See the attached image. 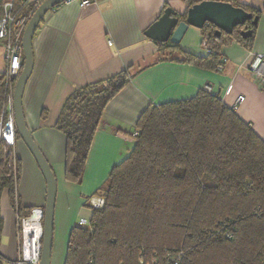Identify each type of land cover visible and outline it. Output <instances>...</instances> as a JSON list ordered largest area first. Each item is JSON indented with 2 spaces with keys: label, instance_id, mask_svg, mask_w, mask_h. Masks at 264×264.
Returning <instances> with one entry per match:
<instances>
[{
  "label": "trees",
  "instance_id": "trees-1",
  "mask_svg": "<svg viewBox=\"0 0 264 264\" xmlns=\"http://www.w3.org/2000/svg\"><path fill=\"white\" fill-rule=\"evenodd\" d=\"M42 1L15 4L33 15ZM201 1L186 2L191 7ZM230 2L260 15L238 0ZM256 28L250 21L219 36L216 26L206 24L201 30L213 53L201 57L179 45L159 44V61L218 71L222 47L232 41L250 47ZM249 29L253 35L244 39L241 33ZM133 68L83 87L67 100L56 129L67 139L68 181L82 183L103 112L131 81ZM7 92L6 75H0V109ZM136 133L131 154L114 166L96 194L105 202L91 208V227L72 229L65 264H139L143 254L159 259L178 252L184 254L181 264H264V140L254 129L219 96L201 89L191 99L149 107ZM11 151L0 154V244L2 194L7 189L16 207L21 176Z\"/></svg>",
  "mask_w": 264,
  "mask_h": 264
},
{
  "label": "crops",
  "instance_id": "crops-1",
  "mask_svg": "<svg viewBox=\"0 0 264 264\" xmlns=\"http://www.w3.org/2000/svg\"><path fill=\"white\" fill-rule=\"evenodd\" d=\"M6 1L0 0V6ZM186 1L98 0L83 9L80 0H72L49 11L41 22L34 37V70L23 104L27 125L58 183L52 264H65L72 229L81 225V219L92 217L90 198L96 196L114 166L131 154L137 123L149 107L191 99L205 89L219 96L264 140V85L250 70L256 55H264V0H238L260 12L254 41L250 47L237 41L223 46V66L218 71L159 61L160 43L145 36L167 7L185 13L189 8ZM204 39L201 29L190 27L180 49L206 57ZM131 67L133 78L103 112L82 183L68 181L67 139L56 129L67 100L79 89ZM6 71L5 50L0 44V75ZM240 97L244 100L237 104ZM13 152L20 161L21 176L16 207L7 189L1 198L0 264H18L20 220L30 210L44 208L47 197L44 176L23 141L16 143Z\"/></svg>",
  "mask_w": 264,
  "mask_h": 264
},
{
  "label": "water",
  "instance_id": "water-1",
  "mask_svg": "<svg viewBox=\"0 0 264 264\" xmlns=\"http://www.w3.org/2000/svg\"><path fill=\"white\" fill-rule=\"evenodd\" d=\"M69 1L72 0H43L32 15L23 34L24 63L22 71L16 79L14 90L17 134L34 157L47 184L40 264H52L58 183L50 163L27 125L23 98L26 85L34 70L33 42L36 32L49 11ZM250 21L253 26H258L259 16L254 17L252 13L247 12L242 7L234 6L229 1L203 0L189 7L185 13L167 7L162 15L145 31V36L160 44L180 45L190 27L203 29L206 24H212L217 27L216 35L220 36L222 32L232 34L235 28L244 26ZM252 35V29L243 30L241 33L244 39L250 38Z\"/></svg>",
  "mask_w": 264,
  "mask_h": 264
},
{
  "label": "built area",
  "instance_id": "built-area-1",
  "mask_svg": "<svg viewBox=\"0 0 264 264\" xmlns=\"http://www.w3.org/2000/svg\"><path fill=\"white\" fill-rule=\"evenodd\" d=\"M98 0H80V7L85 9ZM41 4V3H40ZM32 15H27L18 9L15 0H8L3 3L2 15L0 16V44L5 50V60L7 63L6 78L8 82V92L3 107L0 109V152L11 148L13 156L14 169H16V157L13 152L17 143V129L15 124L14 111V90L16 79L20 75L24 63L23 34ZM203 48L207 54L213 53L208 45V40L204 39ZM226 60H224V63ZM250 70L259 78L264 85V55H256L250 64ZM240 97L237 104L243 102ZM137 133L134 134V137ZM104 198L93 196L89 200L92 209H98L104 206ZM43 222L44 208H34L30 214L20 220V256L18 264H40L42 245H43ZM82 226L91 227V221L81 219ZM184 254L181 252L175 254H166L161 258L141 257L139 264H181Z\"/></svg>",
  "mask_w": 264,
  "mask_h": 264
},
{
  "label": "rangeland",
  "instance_id": "rangeland-1",
  "mask_svg": "<svg viewBox=\"0 0 264 264\" xmlns=\"http://www.w3.org/2000/svg\"><path fill=\"white\" fill-rule=\"evenodd\" d=\"M3 151H4V150L2 149V150H1V152H0V154H1ZM12 157H13V156H12ZM88 219L90 220V218H89V217H88Z\"/></svg>",
  "mask_w": 264,
  "mask_h": 264
}]
</instances>
